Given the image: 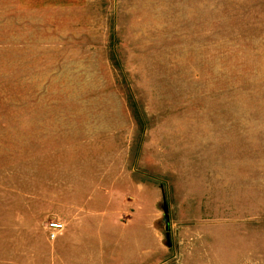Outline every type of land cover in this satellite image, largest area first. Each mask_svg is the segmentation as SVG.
<instances>
[{"label": "rangeland", "instance_id": "374dc122", "mask_svg": "<svg viewBox=\"0 0 264 264\" xmlns=\"http://www.w3.org/2000/svg\"><path fill=\"white\" fill-rule=\"evenodd\" d=\"M61 146L149 182L142 204L113 188L121 219L144 213L118 259L264 264V0H0V224L45 196Z\"/></svg>", "mask_w": 264, "mask_h": 264}, {"label": "crops", "instance_id": "0c3cea01", "mask_svg": "<svg viewBox=\"0 0 264 264\" xmlns=\"http://www.w3.org/2000/svg\"><path fill=\"white\" fill-rule=\"evenodd\" d=\"M62 146L56 162L60 170H53L48 176L45 196L22 193L19 200L8 201L19 203L13 209L9 207L13 215L0 224L7 230V235L13 234L10 241L20 250V256L16 255L12 264H143L148 256H145L146 248L141 244L134 261L125 257L126 246L121 250L123 256L117 258L118 250L112 236L118 230L126 236L133 225L142 236L145 232L141 222L144 213L139 205L136 213H140L141 218L137 214L135 224L130 219H121L125 215L132 217L133 213L119 211L125 200L120 203L113 188L118 185L135 187L137 201L142 204L144 188L149 189V182L135 178L134 172L130 176L118 177L107 171L103 178L102 170L93 164L99 162V158H93L89 161L91 165L82 169L81 165L72 163L77 158L67 163L70 153L68 150L65 153ZM48 170L51 171L50 167ZM84 178L88 180L84 182ZM49 217L64 224L61 234L51 241L45 232V220ZM15 234L22 236L13 237ZM147 253L149 255V251Z\"/></svg>", "mask_w": 264, "mask_h": 264}, {"label": "built area", "instance_id": "2783aa9c", "mask_svg": "<svg viewBox=\"0 0 264 264\" xmlns=\"http://www.w3.org/2000/svg\"><path fill=\"white\" fill-rule=\"evenodd\" d=\"M48 238L54 240L64 230V224L56 219L47 221L46 224Z\"/></svg>", "mask_w": 264, "mask_h": 264}, {"label": "water", "instance_id": "95a60500", "mask_svg": "<svg viewBox=\"0 0 264 264\" xmlns=\"http://www.w3.org/2000/svg\"><path fill=\"white\" fill-rule=\"evenodd\" d=\"M163 220H164V225H165V229H168V223H167V220H166V217L163 216Z\"/></svg>", "mask_w": 264, "mask_h": 264}]
</instances>
